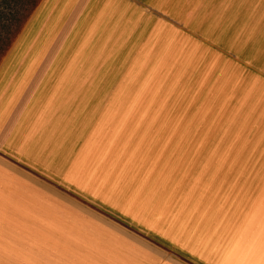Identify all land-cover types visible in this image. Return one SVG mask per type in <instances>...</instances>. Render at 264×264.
I'll list each match as a JSON object with an SVG mask.
<instances>
[{"label":"crops","instance_id":"0c3cea01","mask_svg":"<svg viewBox=\"0 0 264 264\" xmlns=\"http://www.w3.org/2000/svg\"><path fill=\"white\" fill-rule=\"evenodd\" d=\"M205 16L201 0H132L131 6L130 0H44L39 6L37 43L107 45L54 58L53 90L0 72V264H264V146L258 129L249 144L239 138L244 121L257 113L264 132V94L251 84L234 86L232 62L212 79L201 68V111L224 112L225 124L236 120L232 139L203 173L180 169L169 175L176 183L139 189L144 173L126 172L125 157H88L97 124L79 112H103L106 101L88 107L78 97L118 96L106 107L124 112L138 104L125 97L139 94L125 82L108 87L110 73L96 68L109 43H160L159 64L180 78L188 64L201 61L204 46L194 43H210L201 36L221 42L217 29L203 24ZM211 80L212 92L204 93ZM156 105L145 107L154 119ZM112 128L120 124L105 125L102 134ZM126 142L136 143L124 135L113 141L116 148ZM131 179L136 182L128 184Z\"/></svg>","mask_w":264,"mask_h":264},{"label":"rangeland","instance_id":"374dc122","mask_svg":"<svg viewBox=\"0 0 264 264\" xmlns=\"http://www.w3.org/2000/svg\"><path fill=\"white\" fill-rule=\"evenodd\" d=\"M43 2L0 0V72H8L13 77L33 78L31 82H34V87L37 85L53 90L56 81L49 64L54 58L66 59L94 47L97 50L105 48L107 44L37 43L38 31L37 28L32 31L33 21ZM201 12L207 14L203 24L214 26L221 42L211 43V39L201 36L210 43H194L202 44L205 52L200 62L187 65L184 69L186 72L180 78H176L173 69L159 64L165 54V48H161L160 43H109L105 57L98 59L96 68L110 73L108 87L116 86L119 82V86H122L125 82L124 87L139 94L132 96L130 93L131 96L125 97L126 103L136 101L138 104L124 112L106 107L108 104H117L112 101L118 96L78 97V103L88 104V107L99 106L106 101L103 112H79L80 115L95 119L97 124L89 138L88 157L101 152L113 158L125 157L122 167L126 172L139 168L144 173L138 182L139 189L149 184L176 183L178 181L169 175L180 169L201 171V168L212 166L215 154L232 139L235 117L227 120L226 126L225 119L220 121L224 112L218 116L209 107L201 111L202 67L203 74L212 79L217 75L214 71L230 61L234 67L231 71L234 86L243 88L251 84L253 90L264 94V0H201ZM90 54L92 52L86 55ZM187 54L193 57L195 51L187 50ZM206 58L208 62L203 63ZM150 65L156 72L154 79L150 77ZM213 81L207 84L206 80L204 93L212 92ZM225 82L223 79V84ZM155 102L158 105L156 119L149 116L145 108L147 104ZM254 118L261 120L260 113L255 114ZM254 118L244 121L245 126H242L239 138L249 144L253 139V130L258 129L262 136L261 146H264V132L256 126L258 124ZM145 119L146 126H140L139 123L145 122ZM219 121L222 124L218 125ZM115 123L120 124L119 129L112 128L102 134L105 125ZM215 123L216 127L213 126ZM122 135L127 140L135 139L136 143L131 145L126 142L116 148L113 141ZM106 136L109 142L106 139L104 147L98 146V141ZM151 155L157 157L152 163L148 160ZM118 164L119 161H114L111 166L116 168ZM149 172L155 174L150 175ZM197 178L193 183H199L202 177ZM132 179L127 183H132Z\"/></svg>","mask_w":264,"mask_h":264},{"label":"snow or ice","instance_id":"6c2138e0","mask_svg":"<svg viewBox=\"0 0 264 264\" xmlns=\"http://www.w3.org/2000/svg\"><path fill=\"white\" fill-rule=\"evenodd\" d=\"M132 4V0H130V6ZM166 264H177L176 260H166Z\"/></svg>","mask_w":264,"mask_h":264}]
</instances>
